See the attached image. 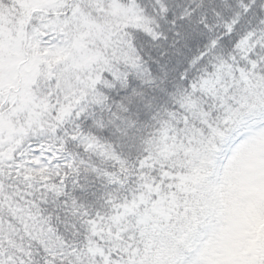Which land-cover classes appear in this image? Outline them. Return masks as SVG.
Returning a JSON list of instances; mask_svg holds the SVG:
<instances>
[{
	"label": "snow or ice",
	"instance_id": "snow-or-ice-1",
	"mask_svg": "<svg viewBox=\"0 0 264 264\" xmlns=\"http://www.w3.org/2000/svg\"><path fill=\"white\" fill-rule=\"evenodd\" d=\"M0 264H264V0H0Z\"/></svg>",
	"mask_w": 264,
	"mask_h": 264
}]
</instances>
